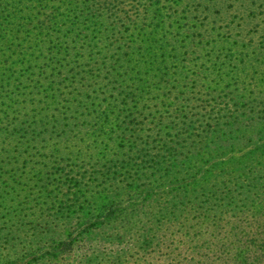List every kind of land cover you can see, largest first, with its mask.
<instances>
[{
  "label": "trees",
  "instance_id": "obj_1",
  "mask_svg": "<svg viewBox=\"0 0 264 264\" xmlns=\"http://www.w3.org/2000/svg\"><path fill=\"white\" fill-rule=\"evenodd\" d=\"M131 1L0 0V264H264V25Z\"/></svg>",
  "mask_w": 264,
  "mask_h": 264
},
{
  "label": "rangeland",
  "instance_id": "obj_2",
  "mask_svg": "<svg viewBox=\"0 0 264 264\" xmlns=\"http://www.w3.org/2000/svg\"><path fill=\"white\" fill-rule=\"evenodd\" d=\"M178 1L161 0L162 9L167 12L178 13L179 17L183 19L184 28L194 32L195 42L200 40L201 43H205L206 40H209L210 45L217 46L220 42L227 44L232 40H238L247 42L251 47L260 40V27L264 25V6L260 4V0H255V3L252 2L253 0H211L210 2L209 0H182V3ZM143 2L144 0H138V3ZM132 4L134 1L131 0H123L122 3V9L127 11L126 25L130 29L137 19V13L131 7ZM256 20L260 22V27L254 26L253 23ZM117 26L121 29L124 27L120 24ZM184 43L185 40L180 42V44ZM181 49L186 50L188 47L184 45ZM199 49H201L200 45ZM206 52L204 49L201 53ZM188 68L190 75L192 68L191 66ZM93 70L95 73L100 71L96 68Z\"/></svg>",
  "mask_w": 264,
  "mask_h": 264
}]
</instances>
